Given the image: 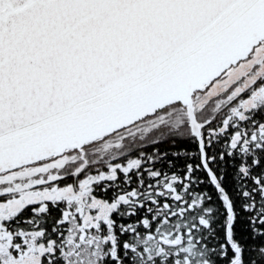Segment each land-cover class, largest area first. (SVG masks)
I'll return each instance as SVG.
<instances>
[{"label":"snow or ice","instance_id":"obj_1","mask_svg":"<svg viewBox=\"0 0 264 264\" xmlns=\"http://www.w3.org/2000/svg\"><path fill=\"white\" fill-rule=\"evenodd\" d=\"M0 264H264V0H0Z\"/></svg>","mask_w":264,"mask_h":264}]
</instances>
